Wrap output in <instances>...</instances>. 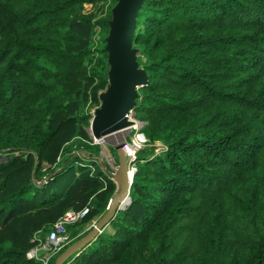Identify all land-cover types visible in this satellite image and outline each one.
<instances>
[{"label": "trees", "instance_id": "trees-1", "mask_svg": "<svg viewBox=\"0 0 264 264\" xmlns=\"http://www.w3.org/2000/svg\"><path fill=\"white\" fill-rule=\"evenodd\" d=\"M100 2L0 0V264H44L34 237L90 204L67 225L82 239L117 190L86 131L118 0L95 21ZM134 47L148 143L131 202L68 263L264 264V0H144Z\"/></svg>", "mask_w": 264, "mask_h": 264}, {"label": "water", "instance_id": "water-1", "mask_svg": "<svg viewBox=\"0 0 264 264\" xmlns=\"http://www.w3.org/2000/svg\"><path fill=\"white\" fill-rule=\"evenodd\" d=\"M143 3L144 0H118L112 10L113 18L106 38L110 65L109 84L100 94L101 106L91 121L92 135L97 142L104 141L113 134L125 132L132 126L128 114L137 106L138 89L149 84V75L138 61L139 50L134 47L137 17ZM106 147L112 156V151ZM116 149L118 161H115L116 171L112 174V179L117 183V190L107 212L85 237L61 253L55 264H69L68 260L73 255H79L92 239L103 232L128 200L136 171L131 177L132 170L129 168L123 143L116 145Z\"/></svg>", "mask_w": 264, "mask_h": 264}, {"label": "rangeland", "instance_id": "rangeland-1", "mask_svg": "<svg viewBox=\"0 0 264 264\" xmlns=\"http://www.w3.org/2000/svg\"><path fill=\"white\" fill-rule=\"evenodd\" d=\"M111 2H112V0H108V2L107 3H105V2H100V3H97V4H87L86 5V7H85V10H84V12L85 13H87V14H91V15H93L94 16V19H95V21L96 20H98L101 16H103L106 12H107V10H108V8H109V6H110V4H111ZM95 31H96V34H95V39L97 40V41H100V39L102 38V36H103V32L100 30V28L99 27H97L96 29H95ZM109 32H110V29L107 31V35H106V38L108 37V35H109ZM144 61H145V59H144ZM100 102H101V100H100ZM101 106V103L99 104V105H92V104H89L88 105V108H87V111H88V115H89V118H88V121L90 122V125H87L86 126V131L90 134V136L93 138V135H92V129H91V121H92V119L94 118V116H95V113H96V110L99 108ZM129 133H130V130H127V131H123V132H120V133H116V134H113V135H111V136H108L106 139H104V141H101V142H97L94 138V143H96V144H100L101 145V147H102V151H101V157H102V159H103V166L105 167V169L107 170V174L112 178V174L116 171V165H115V161H118V156H117V149H116V145H118V144H122L123 143V141L125 140V138H127V136L129 135ZM77 141H78V143H79V139H77ZM70 143H73V142H70ZM69 143V144H70ZM74 144H76V142H74ZM69 146V145H68ZM70 146H72V145H70ZM106 146H108L109 147V149H110V151H112L111 153H112V156L110 155V152L107 150V147ZM156 148H157V150L159 151V152H162L163 151V149L165 148V146L163 145V143H161V142H158L157 143V145H156ZM72 152H76V153H78L79 152V147H77L76 145H74L73 146V150H72ZM61 156V155H60ZM58 157V161L61 159V157ZM2 158H4L3 156H1L0 155V159H2ZM129 164V163H128ZM81 164H78V165H76V168H75V171H77L81 166H80ZM130 167H131V165H130ZM78 175V174H77ZM77 175H76V177H77ZM41 180H42V182L43 183H45V180H46V177L45 176H42V178H41ZM115 194H116V192H115ZM115 194H114V196H115ZM113 196V197H114ZM112 197V198H113ZM129 198V201L127 200L126 202H124L123 203V208H121V209H119L118 210V212L120 211V210H123V209H125L126 208V206L130 203V201H131V196H130V194H129V196H128ZM111 198V199H112ZM111 201V200H110ZM88 205H90V204H86L83 208H81V210L82 209H84L85 207H87ZM92 209V208H91ZM73 209H71V210H69V211H72ZM81 210H76L75 209V211H81ZM107 212V211H106ZM105 212V213H106ZM68 213V212H67ZM66 213V214H67ZM104 213V214H105ZM65 214V215H66ZM103 214V215H104ZM64 215V216H65ZM102 215V216H103ZM63 216V217H64ZM101 216V217H102ZM100 216L99 217H96V219L95 220H93L92 221V223L91 224H89L88 225V227H87V230L88 229H90L91 227H92V229L94 228L93 226L94 225H96L97 224V222L99 221V219L101 218ZM105 229H108V231H112V227L110 226V224L105 228ZM104 229V230H105ZM51 231V230H50ZM50 231H49V233H50ZM66 231L67 232H65L64 233V235H68L69 236V232H68V230H67V227H66ZM49 233H48V235H49ZM41 235V238H42V241H43V244H46L47 243V239H48V235H44L43 236V234H40ZM86 236V235H85ZM84 236V237H85ZM96 238V237H95ZM94 238V239H95ZM94 239H92V241L94 240ZM91 241V242H92ZM72 239L69 237L68 238V240H67V244L66 245H69V246H71L72 244ZM75 243V242H74ZM68 246V247H69ZM34 248H36V247H34ZM32 249L31 250V252L33 251V250H35V249ZM83 251V250H82ZM59 253V252H58ZM58 253H56V254H51V255H46V253H44V252H42V251H39L37 254H38V256L39 257H41L42 259H45L46 261H47V264H49V262H50V260L53 258V256H56ZM46 256V257H45ZM47 257H49V258H47Z\"/></svg>", "mask_w": 264, "mask_h": 264}, {"label": "built area", "instance_id": "built-area-1", "mask_svg": "<svg viewBox=\"0 0 264 264\" xmlns=\"http://www.w3.org/2000/svg\"><path fill=\"white\" fill-rule=\"evenodd\" d=\"M128 117L129 119H133L136 123L127 129L130 130V133L123 141V149L127 155L130 170L137 171V154L148 143V138L144 132L146 122L137 119L136 112L132 109L130 110ZM91 208V205H88L81 211L72 210L69 211L64 217L60 218L51 228L46 244H43L41 235L38 233L34 237L33 241H38L39 243L36 248H34L35 250L28 253V256L30 258L41 259L44 261V264H47V261L39 257L37 253L42 251L46 253V255H51L60 252L66 246L67 240L69 238L68 235H64V233L67 232V225L84 219L91 212Z\"/></svg>", "mask_w": 264, "mask_h": 264}, {"label": "bare ground", "instance_id": "bare-ground-1", "mask_svg": "<svg viewBox=\"0 0 264 264\" xmlns=\"http://www.w3.org/2000/svg\"><path fill=\"white\" fill-rule=\"evenodd\" d=\"M133 124H135L136 122L133 120V119H129ZM132 124V125H133ZM120 133V132H119ZM242 170V169H241ZM130 174H131V177L133 176V174H134V170H132L131 172H130ZM184 182V181H183ZM244 184V183H243ZM128 201H129V199H128Z\"/></svg>", "mask_w": 264, "mask_h": 264}, {"label": "clouds", "instance_id": "clouds-1", "mask_svg": "<svg viewBox=\"0 0 264 264\" xmlns=\"http://www.w3.org/2000/svg\"><path fill=\"white\" fill-rule=\"evenodd\" d=\"M132 110H135V109H132ZM136 112V111H135Z\"/></svg>", "mask_w": 264, "mask_h": 264}]
</instances>
